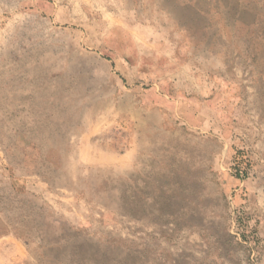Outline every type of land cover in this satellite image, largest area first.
Instances as JSON below:
<instances>
[{"label": "rangeland", "instance_id": "obj_1", "mask_svg": "<svg viewBox=\"0 0 264 264\" xmlns=\"http://www.w3.org/2000/svg\"><path fill=\"white\" fill-rule=\"evenodd\" d=\"M0 264H264V0H0Z\"/></svg>", "mask_w": 264, "mask_h": 264}]
</instances>
